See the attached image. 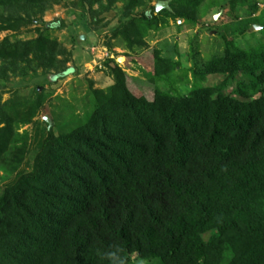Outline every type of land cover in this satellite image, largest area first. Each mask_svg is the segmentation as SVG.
<instances>
[{
    "label": "trees",
    "instance_id": "trees-1",
    "mask_svg": "<svg viewBox=\"0 0 264 264\" xmlns=\"http://www.w3.org/2000/svg\"><path fill=\"white\" fill-rule=\"evenodd\" d=\"M58 1L0 0L8 9L0 31H18ZM76 1L96 24L84 26L90 32L107 24L99 15L119 0ZM149 2L123 0L110 31L129 53L170 19L197 24L204 0H170L158 11ZM251 3L222 0L220 10L234 12L231 33L244 36L257 23L264 34V7L238 16ZM63 26L57 18L36 25L33 38L3 37L0 85L8 72L76 74L66 66L71 52L48 33ZM232 41L224 36L221 53L201 62L189 47L193 84L181 94L156 85L179 65L160 49L151 50L146 80L138 79L149 98L114 57L104 58L112 83L97 88L89 80L76 122L64 132L47 128L30 169L2 187L0 264H264V42L239 48ZM207 74L223 78L197 85ZM231 82L235 95L223 92ZM41 85L0 100V160L8 148L13 165L23 157L28 132L18 129L43 110Z\"/></svg>",
    "mask_w": 264,
    "mask_h": 264
},
{
    "label": "rangeland",
    "instance_id": "rangeland-1",
    "mask_svg": "<svg viewBox=\"0 0 264 264\" xmlns=\"http://www.w3.org/2000/svg\"><path fill=\"white\" fill-rule=\"evenodd\" d=\"M73 2L77 3L76 0H59L47 7L41 14L42 16L34 19L33 23L21 25L18 31H0V40L5 36L10 41L26 40L36 36L34 31L36 25L42 26L43 23L54 21L57 18L63 20V27L52 29L48 33L59 42V46L71 52L70 60L66 62V66H72L76 70V74L70 72L61 79H53L52 73L46 79L40 74V69L36 70V76H30L31 74L28 73L22 77L7 73L3 85H0L1 101L11 96L14 89L23 96H29L33 85L36 82H41L40 91L43 90L44 108L38 111L30 124L23 125L18 129L19 133L23 129L28 132L25 153L19 163L15 166L10 161L12 148H8L1 157L0 191L5 184L11 182L19 173L30 169L33 155L38 149L47 128L51 127L55 132H64L76 122L77 119L75 118L79 113L78 108L80 109L82 106V98L88 90L89 80L92 82L93 87L97 88H103L112 83L111 76L108 75L100 63L107 55L108 57H114V60L125 70L130 84L137 87L140 92L142 91L149 98L152 95L150 87H142V83L138 79L146 80L148 77L151 50L154 48L160 49L162 56L177 58L179 62L173 72L156 83L157 87L160 88L163 85L162 89H169L175 94H181L187 92L193 84L190 79L189 47L198 50L199 61L201 62L209 60L212 55L221 53L223 48L222 38L224 36L233 39V45L239 48H246L258 42H264V34L259 32L263 28L261 24H259L261 27L256 28L254 25L257 23L252 24L253 30L251 32L247 31L244 36L231 33L236 22L233 21L234 12L227 10L226 5L223 8L224 10H220L222 0H204L198 12L197 24L194 26L185 24L178 26L177 24L181 21L170 19L165 26L148 33L145 37V47L135 49L134 53H129L121 39L109 37L110 31L120 21L123 0L117 1L110 10L99 15L103 18L101 20H107L105 26L90 30V32L86 28H95L96 24L90 22L88 12L82 11L77 4L74 6ZM155 2L156 0H150L148 5H154ZM256 2L255 5L251 3L238 8V16L246 17L247 11L250 9H254L257 14L260 8L264 7V0H256ZM254 6L256 7L254 8ZM92 7L96 8L97 3H94ZM7 10L0 6V13H7ZM198 29L199 33L197 35L193 34ZM82 35L83 38L80 37ZM105 41L110 43V50L115 53L109 52L110 50L105 46ZM120 56L123 58L122 62L118 61ZM125 57L129 59V62L125 61ZM222 78L220 74H207L202 80H197V85L214 84ZM223 92L235 95L234 82L227 84ZM71 105L77 106V108L75 107L76 110H73L75 115H71L69 111ZM44 115H47L49 119L51 118L49 125L43 120ZM3 168H6V170Z\"/></svg>",
    "mask_w": 264,
    "mask_h": 264
},
{
    "label": "water",
    "instance_id": "water-1",
    "mask_svg": "<svg viewBox=\"0 0 264 264\" xmlns=\"http://www.w3.org/2000/svg\"><path fill=\"white\" fill-rule=\"evenodd\" d=\"M170 0H156V2L154 3V9H155V11H158V10H160V9H170L169 8V6H168V2H169ZM178 21H180V20H178ZM254 27L256 28V27H261V25H258V24H255L254 25ZM81 38H83V35L82 36H80ZM37 90H41V87L40 86H38L37 87ZM43 120H45L47 123H48V125L50 124V119H49V117L47 116V115H44L43 116Z\"/></svg>",
    "mask_w": 264,
    "mask_h": 264
},
{
    "label": "bare ground",
    "instance_id": "bare-ground-1",
    "mask_svg": "<svg viewBox=\"0 0 264 264\" xmlns=\"http://www.w3.org/2000/svg\"><path fill=\"white\" fill-rule=\"evenodd\" d=\"M118 61L119 62H122L123 61V58L120 56V57H118Z\"/></svg>",
    "mask_w": 264,
    "mask_h": 264
},
{
    "label": "clouds",
    "instance_id": "clouds-1",
    "mask_svg": "<svg viewBox=\"0 0 264 264\" xmlns=\"http://www.w3.org/2000/svg\"><path fill=\"white\" fill-rule=\"evenodd\" d=\"M215 15H217V14H215ZM215 15H214V17H215ZM178 20H180V19H178ZM178 20H177V21H178ZM180 21H181V20H180ZM258 25H259V24H258ZM209 30H210V29H209ZM196 32H197V31H196ZM214 32H215V31H214ZM198 33H199V31H198ZM198 33H197V34H198ZM106 57H108V55H107ZM118 64H119V63H118ZM123 70H124V69H123ZM124 71H125V70H124Z\"/></svg>",
    "mask_w": 264,
    "mask_h": 264
},
{
    "label": "crops",
    "instance_id": "crops-1",
    "mask_svg": "<svg viewBox=\"0 0 264 264\" xmlns=\"http://www.w3.org/2000/svg\"><path fill=\"white\" fill-rule=\"evenodd\" d=\"M150 32V31H149ZM146 41V40H145Z\"/></svg>",
    "mask_w": 264,
    "mask_h": 264
}]
</instances>
